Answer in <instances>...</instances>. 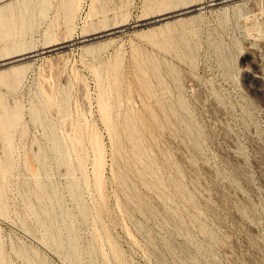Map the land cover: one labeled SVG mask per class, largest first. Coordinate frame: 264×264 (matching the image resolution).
I'll use <instances>...</instances> for the list:
<instances>
[{
    "label": "rangeland",
    "instance_id": "1",
    "mask_svg": "<svg viewBox=\"0 0 264 264\" xmlns=\"http://www.w3.org/2000/svg\"><path fill=\"white\" fill-rule=\"evenodd\" d=\"M31 53L0 264H264V0H0V62Z\"/></svg>",
    "mask_w": 264,
    "mask_h": 264
},
{
    "label": "water",
    "instance_id": "2",
    "mask_svg": "<svg viewBox=\"0 0 264 264\" xmlns=\"http://www.w3.org/2000/svg\"><path fill=\"white\" fill-rule=\"evenodd\" d=\"M196 8H190V9H187V10H184L183 12H180L178 14H182V13H190V12H193ZM170 16H173V15H170ZM156 20V19H155ZM147 21L148 23H145V22H142L140 23V26H144V25H147V24H151V23H155V22H158V21ZM91 39V38H90ZM34 54H30V55H25V56H18V57H15V58H12V59H9V60H4V61H1L0 62V66H7L8 64H12V62H17L21 59H24V58H27L29 56H32Z\"/></svg>",
    "mask_w": 264,
    "mask_h": 264
},
{
    "label": "bare ground",
    "instance_id": "3",
    "mask_svg": "<svg viewBox=\"0 0 264 264\" xmlns=\"http://www.w3.org/2000/svg\"><path fill=\"white\" fill-rule=\"evenodd\" d=\"M193 8V7H192ZM195 8V7H194ZM188 9H190V8H188ZM197 9V8H196ZM195 9V10H196ZM184 10H187V9H184ZM184 10H182V11H180V12H183ZM194 10V11H195ZM180 12H178V13H180ZM178 13H173V14H170V15H173V16H166V17H162V18H155L156 20L155 21H160V20H163V19H166V18H174V17H178V16H182V15H184L185 13H182V14H178ZM112 32V31H111ZM111 32H107V33H101V34H99V35H95V36H93V37H87V38H85L84 39V41H86V42H89L90 40H92L93 38H99V37H103V36H105V35H107V34H110ZM91 38V39H90ZM64 46H67V45H62V46H59V47H57V48H63ZM57 48H53V49H57ZM53 49H49V50H45V51H43V52H46V51H51V50H53ZM31 54H33V53H31ZM27 55H30V54H27ZM23 56H25V55H23ZM30 57V56H29ZM15 58V57H14ZM28 58V57H27ZM31 58V57H30ZM22 60V59H21ZM21 60H19V61H21ZM18 62V61H17ZM0 67H2V66H0Z\"/></svg>",
    "mask_w": 264,
    "mask_h": 264
}]
</instances>
